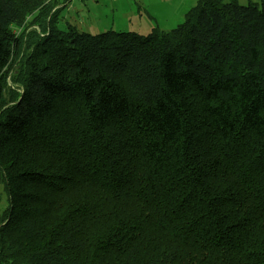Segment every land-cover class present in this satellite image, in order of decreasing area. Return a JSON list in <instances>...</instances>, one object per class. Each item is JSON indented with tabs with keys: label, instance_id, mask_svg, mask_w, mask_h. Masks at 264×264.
Here are the masks:
<instances>
[{
	"label": "trees",
	"instance_id": "16d2710c",
	"mask_svg": "<svg viewBox=\"0 0 264 264\" xmlns=\"http://www.w3.org/2000/svg\"><path fill=\"white\" fill-rule=\"evenodd\" d=\"M63 8L0 0V264H264V0L146 36Z\"/></svg>",
	"mask_w": 264,
	"mask_h": 264
},
{
	"label": "rangeland",
	"instance_id": "374dc122",
	"mask_svg": "<svg viewBox=\"0 0 264 264\" xmlns=\"http://www.w3.org/2000/svg\"><path fill=\"white\" fill-rule=\"evenodd\" d=\"M63 1L59 0L65 8L58 18V27L62 30L75 26L92 35L116 31L144 36L156 30L175 29L198 3V0H71L68 4ZM250 1L259 0H238L242 5ZM5 203L4 198L0 209Z\"/></svg>",
	"mask_w": 264,
	"mask_h": 264
}]
</instances>
